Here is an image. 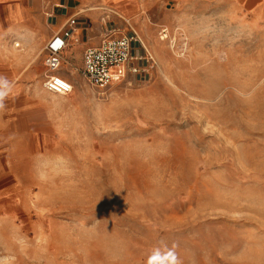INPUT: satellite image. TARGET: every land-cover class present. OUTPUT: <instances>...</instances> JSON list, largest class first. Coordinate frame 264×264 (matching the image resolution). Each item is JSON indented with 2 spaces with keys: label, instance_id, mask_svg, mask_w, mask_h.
<instances>
[{
  "label": "rangeland",
  "instance_id": "1",
  "mask_svg": "<svg viewBox=\"0 0 264 264\" xmlns=\"http://www.w3.org/2000/svg\"><path fill=\"white\" fill-rule=\"evenodd\" d=\"M64 1L0 0V264H264V0H99L149 74L95 88L74 39L58 95Z\"/></svg>",
  "mask_w": 264,
  "mask_h": 264
},
{
  "label": "built area",
  "instance_id": "2",
  "mask_svg": "<svg viewBox=\"0 0 264 264\" xmlns=\"http://www.w3.org/2000/svg\"><path fill=\"white\" fill-rule=\"evenodd\" d=\"M80 20L79 14L69 17L45 47L47 76L44 88L50 93L66 95L73 91V83L60 71L63 54L74 40ZM152 61L153 57L135 31L123 33L107 27L101 43L84 51L82 74L93 87L105 89L119 83L127 74L146 76Z\"/></svg>",
  "mask_w": 264,
  "mask_h": 264
},
{
  "label": "crops",
  "instance_id": "3",
  "mask_svg": "<svg viewBox=\"0 0 264 264\" xmlns=\"http://www.w3.org/2000/svg\"><path fill=\"white\" fill-rule=\"evenodd\" d=\"M99 2L101 1L99 0L97 1H94V0H65L63 5H61L62 9L58 10L59 11V14H58L59 23L61 24L66 22V20L69 17L75 14L80 15V19H81L80 25L75 31L76 35L74 36V39L77 40L78 42L76 46V50L78 52L80 51L82 56L84 54V51L88 47L98 46L101 43L104 30L108 27L107 22L104 18V15H106V12L104 11L105 9H103V7H99L104 4L99 3ZM17 7L15 10H17ZM20 7H21L20 10L27 11L25 7H22V6ZM59 23H58L59 25L58 28L60 29L61 25ZM134 31L138 34L144 47L152 55V51L149 49V46L145 38L142 36V34L138 30L134 29ZM50 37H51L50 35L45 36V39H46L45 41L46 42H48V40L50 41L51 40ZM167 37L168 36H166V38ZM161 39H165V37L162 36ZM37 58H38V51L37 52L35 51V54L32 56V59L35 60Z\"/></svg>",
  "mask_w": 264,
  "mask_h": 264
},
{
  "label": "bare ground",
  "instance_id": "4",
  "mask_svg": "<svg viewBox=\"0 0 264 264\" xmlns=\"http://www.w3.org/2000/svg\"><path fill=\"white\" fill-rule=\"evenodd\" d=\"M163 37H165L166 38V35H164ZM18 46L20 45V44H17ZM59 95H61V94H59Z\"/></svg>",
  "mask_w": 264,
  "mask_h": 264
}]
</instances>
